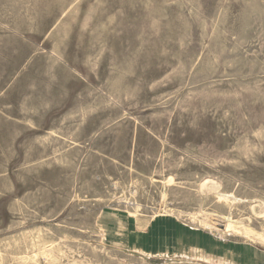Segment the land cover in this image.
I'll use <instances>...</instances> for the list:
<instances>
[{
	"label": "rangeland",
	"instance_id": "rangeland-1",
	"mask_svg": "<svg viewBox=\"0 0 264 264\" xmlns=\"http://www.w3.org/2000/svg\"><path fill=\"white\" fill-rule=\"evenodd\" d=\"M0 264H264V0H0Z\"/></svg>",
	"mask_w": 264,
	"mask_h": 264
},
{
	"label": "crops",
	"instance_id": "crops-1",
	"mask_svg": "<svg viewBox=\"0 0 264 264\" xmlns=\"http://www.w3.org/2000/svg\"><path fill=\"white\" fill-rule=\"evenodd\" d=\"M162 227L160 226V228H159V226L156 228V229H153L154 230V232H156V230H160V232L162 233L163 231H162V229H161ZM164 230V229H163Z\"/></svg>",
	"mask_w": 264,
	"mask_h": 264
}]
</instances>
